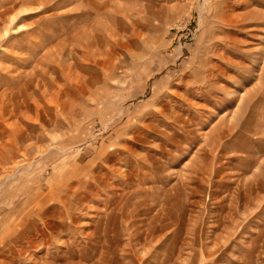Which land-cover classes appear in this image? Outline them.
<instances>
[{"label": "rangeland", "instance_id": "1", "mask_svg": "<svg viewBox=\"0 0 264 264\" xmlns=\"http://www.w3.org/2000/svg\"><path fill=\"white\" fill-rule=\"evenodd\" d=\"M0 264H264V0H0Z\"/></svg>", "mask_w": 264, "mask_h": 264}]
</instances>
